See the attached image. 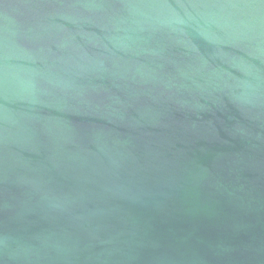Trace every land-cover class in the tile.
Listing matches in <instances>:
<instances>
[{
	"label": "water",
	"instance_id": "95a60500",
	"mask_svg": "<svg viewBox=\"0 0 264 264\" xmlns=\"http://www.w3.org/2000/svg\"><path fill=\"white\" fill-rule=\"evenodd\" d=\"M0 264H264V0H0Z\"/></svg>",
	"mask_w": 264,
	"mask_h": 264
}]
</instances>
